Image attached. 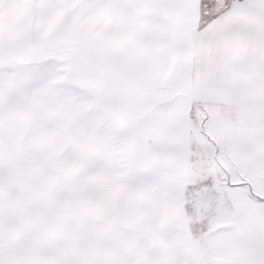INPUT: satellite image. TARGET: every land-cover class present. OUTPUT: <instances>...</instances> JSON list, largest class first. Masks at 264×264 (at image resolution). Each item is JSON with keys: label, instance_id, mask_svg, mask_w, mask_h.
I'll use <instances>...</instances> for the list:
<instances>
[{"label": "snow or ice", "instance_id": "1", "mask_svg": "<svg viewBox=\"0 0 264 264\" xmlns=\"http://www.w3.org/2000/svg\"><path fill=\"white\" fill-rule=\"evenodd\" d=\"M0 264H264V0H0Z\"/></svg>", "mask_w": 264, "mask_h": 264}]
</instances>
